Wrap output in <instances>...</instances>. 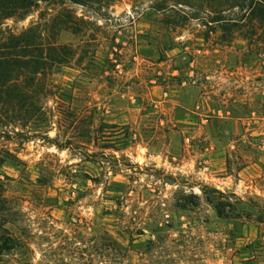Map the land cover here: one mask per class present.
<instances>
[{"label": "rangeland", "instance_id": "obj_1", "mask_svg": "<svg viewBox=\"0 0 264 264\" xmlns=\"http://www.w3.org/2000/svg\"><path fill=\"white\" fill-rule=\"evenodd\" d=\"M36 1L0 37L85 21L59 31L48 127L0 126V264H264V24L236 0Z\"/></svg>", "mask_w": 264, "mask_h": 264}, {"label": "trees", "instance_id": "obj_2", "mask_svg": "<svg viewBox=\"0 0 264 264\" xmlns=\"http://www.w3.org/2000/svg\"><path fill=\"white\" fill-rule=\"evenodd\" d=\"M51 3L54 0H42ZM73 3H86V0H69ZM101 2L103 0H89ZM112 1V0H111ZM114 1V0H113ZM241 8L251 18L264 24V0H236ZM181 3V2H180ZM36 0H0V25L5 19L22 17L28 14L33 7H37ZM82 18L69 7L58 10L45 24L47 32L41 31L40 24H32L19 32H8L0 37V126L8 123H17L20 126L35 125L38 120L44 121L42 99L49 95H56L57 89L50 83L54 65L65 64L74 55L72 47L59 42V31L73 29L78 33ZM48 130V129H47ZM47 130H37L36 135L50 138ZM217 191V190H214ZM208 199L214 201L208 196ZM7 197L2 192L0 179V210L6 211L0 215V225L11 222L10 208L5 206ZM217 210L222 214L220 202ZM7 230V228H4ZM9 233V232H8ZM12 238H5L0 242V251L10 249Z\"/></svg>", "mask_w": 264, "mask_h": 264}]
</instances>
